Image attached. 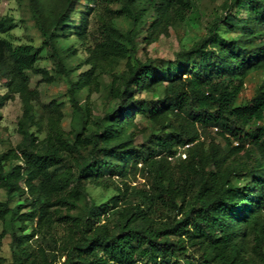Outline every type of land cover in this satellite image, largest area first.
Returning a JSON list of instances; mask_svg holds the SVG:
<instances>
[{
    "label": "trees",
    "instance_id": "16d2710c",
    "mask_svg": "<svg viewBox=\"0 0 264 264\" xmlns=\"http://www.w3.org/2000/svg\"><path fill=\"white\" fill-rule=\"evenodd\" d=\"M32 1L44 45L55 50L58 35L47 30ZM232 7L235 13H228L189 52L192 61L162 67L138 62L132 68L121 93L125 99L158 88L166 93L138 110L161 125L143 143L118 142L131 121L117 124L114 114L98 129L64 138L58 130L62 105L54 100L45 117L50 133L42 144L27 135L18 155L23 165L7 169L9 157L0 156V188L6 192L0 220L10 217L12 222H30L33 228L28 235L12 231V259L0 256V264H264V79L247 104L236 105L247 78L264 71V0H232ZM191 10L190 0H123L118 14L133 20L134 28L118 33L109 27L115 36L109 34L107 42L97 44V51L134 53L144 14L154 18L146 37L150 39L168 24L184 22ZM88 26L85 14L75 27L77 36L85 37ZM14 28L8 17L0 20V34ZM223 29L240 37L227 40ZM43 49L15 46L0 37V76L10 93L38 95L34 77L49 80L38 66ZM92 79L88 73L71 81L74 104L78 91ZM8 99L0 100V109ZM132 102L126 108L137 107ZM171 116L179 125L167 130ZM212 133L225 142V149L214 143L205 146L202 138ZM186 147L187 157L173 161ZM238 156L246 159L244 163L229 168ZM132 170L152 187L142 202H133L128 182L122 187L115 183L116 177L128 178ZM89 184L125 188V193L122 199L116 196L103 204L90 197L81 218L56 215L57 208L74 207L85 199ZM71 186L73 201L66 197ZM114 201L122 206L120 221L110 227L100 220L116 206ZM25 208L30 210L20 213ZM57 222L66 225L59 248L52 245L57 239L48 240L45 232Z\"/></svg>",
    "mask_w": 264,
    "mask_h": 264
},
{
    "label": "rangeland",
    "instance_id": "374dc122",
    "mask_svg": "<svg viewBox=\"0 0 264 264\" xmlns=\"http://www.w3.org/2000/svg\"><path fill=\"white\" fill-rule=\"evenodd\" d=\"M190 2L192 10L184 22L168 24L158 31L157 36H152L150 39L146 37H149L148 29L154 18L149 12L144 14L140 21V25L143 26L137 39L136 52L121 56L114 52L105 54L98 52L97 44L107 42L109 34L115 36L110 33L109 27L113 26L118 33H126L134 28L133 20L124 14H118L123 0H35V7L45 27L50 33L54 32L58 35L55 50L44 45L45 38L37 25L32 0H2L0 20L8 17L15 28L6 34H0V37L10 40L15 46L29 44L44 47L38 66L49 76V80H44L41 75L34 77L32 86L37 88L38 95L33 97L28 96L27 92L10 93L0 76V100L9 96L4 107L0 109V156L6 154L9 157L7 169L23 165V160L18 155L20 148L28 142L27 135L34 137L37 144L45 142L50 133L45 119L49 110L47 107L54 100L62 105L64 117L58 130L67 139L73 138L77 132L89 133L100 128L106 123L110 114L117 116L115 119L117 124L131 121L125 125V135L118 142L127 140L132 145H138L152 133L157 132L161 125L143 116L138 110L147 102H151L150 106H152V103L164 98L166 93L163 88H158L136 92L133 99H125L121 93L128 82L132 68L138 62H148L156 67H162L167 62L177 64L192 61L189 52L199 47L201 41L215 31V27L221 24L228 13L236 11V8L232 7V0H190ZM91 7H94L92 11ZM85 14L89 18V26L86 36L80 38L76 34L75 27L82 24V17ZM66 17H68L66 22H63ZM65 27L69 29L66 30ZM221 33L227 40L240 37L238 33L225 32V29L221 30ZM88 73L93 77L92 83L78 91L76 105L69 94L71 81H77ZM263 79L264 71L252 73L247 78L236 105L247 104ZM127 85L130 87L131 84ZM132 101L136 102L137 107L126 108ZM166 125L167 130H171L173 127L178 128L179 122L171 116ZM201 141L206 142L207 148L214 143L220 149H225V142L215 133L207 138L203 137ZM195 144H192L191 148H195ZM187 155V147L181 148L173 161L183 160ZM245 160L242 156L235 157L228 163V167L240 165ZM231 179L234 183H241L236 178L231 177ZM115 180V183L121 187L123 183L128 182L135 203L144 201L146 189L152 188L150 183L148 184L141 174L135 173L134 170L128 178L121 180L116 177ZM72 186L66 196L71 201L74 200ZM85 189L87 193L85 199L76 202L74 207L57 208L56 215L81 218L90 197L95 199L97 204H103L113 201L112 198L116 196L122 199L125 193V188L120 190L114 186L102 188L89 184ZM5 195V190L0 188V201L5 199ZM114 203L116 204V201ZM121 207L120 202L112 206L102 215L101 223L116 227L120 221ZM29 210L25 208L20 213ZM21 227L25 229L20 230ZM65 227L66 225L57 222L52 229L45 230L48 240L57 239L52 245H57L58 248L61 246L65 239ZM32 229L30 222L21 220L12 222L10 217L0 220V235L5 233L0 256L8 261L12 259L10 248L12 231H16L19 235H28Z\"/></svg>",
    "mask_w": 264,
    "mask_h": 264
}]
</instances>
